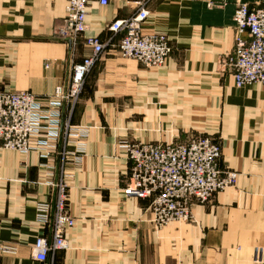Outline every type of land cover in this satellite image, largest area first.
Returning a JSON list of instances; mask_svg holds the SVG:
<instances>
[{"label":"crops","instance_id":"1","mask_svg":"<svg viewBox=\"0 0 264 264\" xmlns=\"http://www.w3.org/2000/svg\"><path fill=\"white\" fill-rule=\"evenodd\" d=\"M136 2L112 0L104 8L92 2L89 30L73 42L55 38L68 0H0V92H32L46 103L90 55L85 38L107 42L110 26L129 17ZM239 3L258 7L264 0H153L143 31L169 38L166 64L146 68L112 48L96 63L70 115L65 107L71 125L88 130L81 164L68 167L75 227L68 248L45 262L35 259L34 244L41 236L50 241L51 229L36 222V205L54 201L55 174L38 153L0 144V264H256L257 254L264 258V85L238 88L227 64ZM200 135L220 144L222 169L237 172V184L205 205L193 203L189 222L159 229L151 201L122 192L131 170L122 146ZM78 144L69 141L71 154Z\"/></svg>","mask_w":264,"mask_h":264},{"label":"built area","instance_id":"2","mask_svg":"<svg viewBox=\"0 0 264 264\" xmlns=\"http://www.w3.org/2000/svg\"><path fill=\"white\" fill-rule=\"evenodd\" d=\"M96 1L107 7L112 0H68L66 15L55 38L75 42L89 30V6ZM153 0H137L135 11L110 26L112 37L103 42L97 36L85 38L90 55L74 64L66 88H57L43 103L32 92H0V144L24 155L36 152L43 167L55 174L49 186L55 192L52 203L36 205V222L51 229V240L41 236L34 244V257L45 262L58 250L67 249V236L75 227L68 207L70 164L80 165L85 154L83 140L88 130L72 126L65 118L78 103L96 63L111 48L123 59L135 60L146 68H161L171 55L169 38L148 34L143 25ZM236 38L227 61L235 85H264V5L239 3L234 14ZM248 35V39L242 37ZM79 140L76 151L69 141ZM131 163L128 182L122 190L128 198L150 200L152 221L159 229L173 222L192 219L193 203L205 205L213 197L237 184L239 174L222 169L220 144L210 136H196L187 142H131L122 146ZM58 157V166L54 158ZM71 157V163L70 162ZM256 264H264L257 254Z\"/></svg>","mask_w":264,"mask_h":264},{"label":"rangeland","instance_id":"3","mask_svg":"<svg viewBox=\"0 0 264 264\" xmlns=\"http://www.w3.org/2000/svg\"><path fill=\"white\" fill-rule=\"evenodd\" d=\"M200 136H203V135H200ZM169 143H171V142H169ZM82 156H84V154H82ZM69 163H71V157H70V162ZM125 188V187H124ZM123 188V189H124ZM187 222H189V221H187ZM173 223H175V222H173ZM183 223V222H182ZM185 223V222H184ZM171 224V223H170ZM168 226V225H167ZM166 227V226H165ZM164 228V227H163ZM162 229V228H161Z\"/></svg>","mask_w":264,"mask_h":264}]
</instances>
